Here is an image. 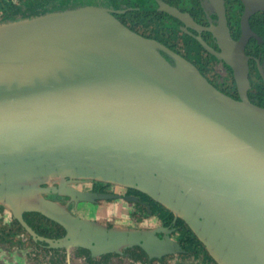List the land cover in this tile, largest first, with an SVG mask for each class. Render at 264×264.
<instances>
[{
  "label": "water",
  "instance_id": "1",
  "mask_svg": "<svg viewBox=\"0 0 264 264\" xmlns=\"http://www.w3.org/2000/svg\"><path fill=\"white\" fill-rule=\"evenodd\" d=\"M227 46L241 99L103 7L0 22V200H38L50 189L40 183L66 177L132 186L184 217L221 264H264V107L245 94L243 39ZM80 225L55 239L26 227L52 247L160 256L170 245L154 231Z\"/></svg>",
  "mask_w": 264,
  "mask_h": 264
},
{
  "label": "flooded vegetation",
  "instance_id": "2",
  "mask_svg": "<svg viewBox=\"0 0 264 264\" xmlns=\"http://www.w3.org/2000/svg\"><path fill=\"white\" fill-rule=\"evenodd\" d=\"M33 4L34 9L46 11L87 4L103 7L131 30L165 46L167 51H159L171 63V53L182 56L218 90L235 99H241V92L226 59L227 44L243 39L248 77L245 94L250 102L264 107V0H34ZM38 187L50 188L39 191L38 200L24 204L10 200L14 206L5 198L0 200L4 202L0 205V248L8 256L22 252L8 239L18 228L32 238L40 252H52L49 264H221L184 217L139 188L76 177H66L61 185L52 181ZM79 192L108 196L85 199ZM41 193L49 195L42 197ZM44 200L53 206H44ZM110 201L128 202L131 206L124 212V205H112L104 216L105 204ZM151 219L157 224L152 226ZM81 222L107 231H154L160 237L167 236L176 249L149 256L137 244L110 251L93 250L94 242L52 247L26 227L39 236L55 239L64 237L69 230H81ZM137 246L146 252L147 259L138 258Z\"/></svg>",
  "mask_w": 264,
  "mask_h": 264
},
{
  "label": "rangeland",
  "instance_id": "3",
  "mask_svg": "<svg viewBox=\"0 0 264 264\" xmlns=\"http://www.w3.org/2000/svg\"><path fill=\"white\" fill-rule=\"evenodd\" d=\"M87 5H90V4H87ZM79 6H83V5H77L75 7H79ZM45 9H43V10H45ZM43 10H39L37 12L32 11L34 13H29L30 15H28V16H32V15H36L38 13L44 12ZM53 10H56V9H53ZM26 14H28V12H26V13L24 12V13H22V15L20 14V16H18V17H27ZM5 20H8V19L0 20V22H3ZM118 185H121V184H118ZM48 195H47V193H41L42 197H48ZM34 197H36V196H34ZM33 199L34 198H32V200H30V201L28 199H25L24 202L29 203L31 201H34ZM0 205H4V202L0 201ZM112 205H114V206L115 205H119V206L124 205L123 206L124 208L122 209V210H125L124 212H126L128 210V208H126V207H130L131 206L128 202H124L122 204V203H119V202L110 201V202L105 204V206H107L106 207L107 209L103 210V215L104 216L107 215L108 211L110 210L109 208ZM11 210L12 209L10 208V211ZM11 219H12V221L14 223L13 225L15 227H17V223L14 220V216L12 214H11ZM150 223H151L152 226H154V225L157 224V221L155 219H151ZM8 239L10 240L11 244L17 245L15 247L17 249H21L22 252L20 253L18 251L19 253L15 254L14 256H8V255H6V254H4L2 252L3 251V247H1L0 248V264H49L48 261L53 255L52 252L51 251L40 252L39 249L35 246V243L32 240V238H30L26 233L21 232L18 228H15V231L9 236ZM117 249H120V247L117 248ZM175 249H176V246H172V244H170L167 247L166 250L168 252V251H172V250H175ZM67 264H69V263H67ZM76 264H79V263L76 262Z\"/></svg>",
  "mask_w": 264,
  "mask_h": 264
},
{
  "label": "trees",
  "instance_id": "4",
  "mask_svg": "<svg viewBox=\"0 0 264 264\" xmlns=\"http://www.w3.org/2000/svg\"><path fill=\"white\" fill-rule=\"evenodd\" d=\"M33 3H34V0H0V20L16 18L20 16V14L22 15V13L24 12L25 13L28 12V14H26V16H28L30 15L29 13H34V12L39 11V10L34 9ZM43 11L47 12L46 10H43ZM137 249H138L137 251L138 258L147 259L146 252L139 246H137ZM115 254L119 255L118 253H115Z\"/></svg>",
  "mask_w": 264,
  "mask_h": 264
}]
</instances>
